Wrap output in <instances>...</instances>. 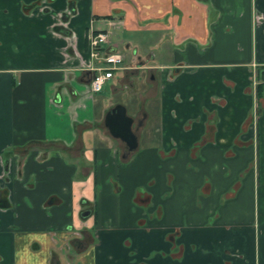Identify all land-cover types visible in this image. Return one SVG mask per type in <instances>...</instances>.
Segmentation results:
<instances>
[{
	"label": "crops",
	"instance_id": "1",
	"mask_svg": "<svg viewBox=\"0 0 264 264\" xmlns=\"http://www.w3.org/2000/svg\"><path fill=\"white\" fill-rule=\"evenodd\" d=\"M263 75L264 0H0V264H264Z\"/></svg>",
	"mask_w": 264,
	"mask_h": 264
},
{
	"label": "built area",
	"instance_id": "2",
	"mask_svg": "<svg viewBox=\"0 0 264 264\" xmlns=\"http://www.w3.org/2000/svg\"><path fill=\"white\" fill-rule=\"evenodd\" d=\"M107 39V31H98L89 33L87 36V44L90 48V55L97 59L98 62L89 65L90 77L88 85L92 92L98 91L101 88L104 80L111 76L112 71L120 67L122 56L120 53L112 50L103 51Z\"/></svg>",
	"mask_w": 264,
	"mask_h": 264
},
{
	"label": "water",
	"instance_id": "3",
	"mask_svg": "<svg viewBox=\"0 0 264 264\" xmlns=\"http://www.w3.org/2000/svg\"><path fill=\"white\" fill-rule=\"evenodd\" d=\"M89 77L90 72L87 75L88 79ZM103 123L112 136L124 142L126 151L135 148L137 141L131 128L132 117L126 113L123 104L115 103L106 110L103 116Z\"/></svg>",
	"mask_w": 264,
	"mask_h": 264
},
{
	"label": "flooded vegetation",
	"instance_id": "4",
	"mask_svg": "<svg viewBox=\"0 0 264 264\" xmlns=\"http://www.w3.org/2000/svg\"><path fill=\"white\" fill-rule=\"evenodd\" d=\"M261 78L263 79L264 78V75L263 76H261ZM253 85H254V88H255V92H256V89H257V87H258V84H257V81L255 82L254 81V83H253ZM113 106V105H112ZM132 124V123H131ZM110 134V133H109ZM111 135V134H110ZM112 136V135H111ZM114 137V136H113ZM124 143V142H123ZM125 145V144H124ZM136 147V146H135ZM125 148H126V146H125ZM134 149V148H133ZM132 150V149H131ZM128 151H130V150H127L126 151V149H125V151H124V153H126V152H128ZM82 213H84V215L85 214H88L89 213V210H85V211H83ZM75 232V231H74ZM80 234V233H79ZM76 235H78V232H75L74 233V235H68V236H66L65 237V239H64V242H63V244H64V251H66L67 249H68V247H72L73 246V244L75 243V242H79L80 241V239H81V237L82 236H80L79 235V237L78 236H76ZM76 238H80L79 240L77 239V240H75Z\"/></svg>",
	"mask_w": 264,
	"mask_h": 264
},
{
	"label": "trees",
	"instance_id": "5",
	"mask_svg": "<svg viewBox=\"0 0 264 264\" xmlns=\"http://www.w3.org/2000/svg\"><path fill=\"white\" fill-rule=\"evenodd\" d=\"M1 199V198H0Z\"/></svg>",
	"mask_w": 264,
	"mask_h": 264
}]
</instances>
